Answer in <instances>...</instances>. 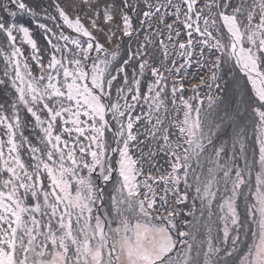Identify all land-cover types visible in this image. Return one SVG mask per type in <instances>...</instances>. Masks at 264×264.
I'll return each mask as SVG.
<instances>
[{
    "label": "snow or ice",
    "instance_id": "6c2138e0",
    "mask_svg": "<svg viewBox=\"0 0 264 264\" xmlns=\"http://www.w3.org/2000/svg\"><path fill=\"white\" fill-rule=\"evenodd\" d=\"M0 264H264V0H0Z\"/></svg>",
    "mask_w": 264,
    "mask_h": 264
}]
</instances>
